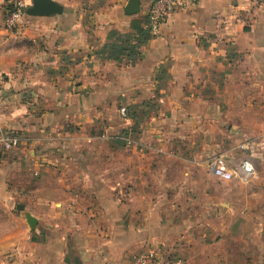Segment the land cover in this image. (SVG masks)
Returning a JSON list of instances; mask_svg holds the SVG:
<instances>
[{"label":"crops","instance_id":"1","mask_svg":"<svg viewBox=\"0 0 264 264\" xmlns=\"http://www.w3.org/2000/svg\"><path fill=\"white\" fill-rule=\"evenodd\" d=\"M18 1L0 0V108L11 110L10 121L0 110V131L23 138L13 152L39 176L27 193L42 210L2 184L0 203L24 210L0 243V264H131L148 250L203 260L208 237L170 229L161 198L131 190L157 183L124 179L130 164L112 157L135 145L143 157L148 143L197 121L223 134L248 123L249 151L264 150V0H188L157 35L148 0L132 16L129 0H50L62 14L26 15L20 34L5 24Z\"/></svg>","mask_w":264,"mask_h":264},{"label":"rangeland","instance_id":"2","mask_svg":"<svg viewBox=\"0 0 264 264\" xmlns=\"http://www.w3.org/2000/svg\"><path fill=\"white\" fill-rule=\"evenodd\" d=\"M24 2L28 8L32 5V2ZM1 80L4 82L2 77ZM3 93L6 91L0 86V97ZM0 110L3 118L10 121V107ZM120 111L121 108L119 120L124 123ZM238 127L237 133L228 125L224 134L218 130L209 132L203 131L202 122L197 121L184 126L181 134L157 141L158 147L154 149L150 148L152 143H148L149 153L143 157L135 149L136 145L129 150L130 155L110 156L115 161L130 164L126 178L114 171L115 179L122 177L134 184L145 179L157 183L154 187H147L146 183L141 188L132 185L131 190L138 191L137 196L149 194L161 198L163 222L174 225L170 229L179 226L189 230L190 235L208 237L209 251L205 250L201 255L203 260L198 257L200 261L195 260L194 264H201V261L202 264L204 261L209 264H264V150H241V144L250 141V127L242 121ZM122 128L120 134L129 130ZM17 153L0 154V200L7 197L1 191L4 183L10 191L19 190L20 204L41 211L42 205L30 202V193H27L28 182L39 176L27 163L28 157ZM246 160L254 165L255 174L241 173V164ZM215 161L234 171V179L223 182L212 177L208 167ZM125 190L131 191L124 188L122 192ZM14 204L8 208L6 201L0 203V243L9 238L12 230L22 227L19 224L22 217ZM26 224L30 228L27 221ZM167 252L165 257L176 258L173 252Z\"/></svg>","mask_w":264,"mask_h":264},{"label":"built area","instance_id":"3","mask_svg":"<svg viewBox=\"0 0 264 264\" xmlns=\"http://www.w3.org/2000/svg\"><path fill=\"white\" fill-rule=\"evenodd\" d=\"M188 0H150L147 6V17L149 20V32L152 35L159 34L163 23L176 11L186 5ZM28 4L24 0L18 1L10 9L6 17V29L16 33L21 32V25ZM121 119L125 122L129 121V112L127 108H121ZM23 142L21 135L14 131H0V154H8L18 149ZM126 145H133L130 138L125 139ZM249 143L241 144V150H248ZM241 173L243 175L255 174V168L251 161L246 160L241 164ZM208 171L210 175L220 181H231L235 177V172L217 163L216 161L209 165ZM131 264H181L176 258L161 256L153 250H148L133 259Z\"/></svg>","mask_w":264,"mask_h":264},{"label":"water","instance_id":"4","mask_svg":"<svg viewBox=\"0 0 264 264\" xmlns=\"http://www.w3.org/2000/svg\"><path fill=\"white\" fill-rule=\"evenodd\" d=\"M150 1V0H148ZM63 8L58 4L50 0H33L32 6L26 10V14L29 16H39V17H50L53 15L62 14ZM141 12V2L140 0H129L126 8L125 14L128 16L136 15ZM18 211H23V206L17 207ZM28 224L30 228H35L36 221L29 217Z\"/></svg>","mask_w":264,"mask_h":264}]
</instances>
